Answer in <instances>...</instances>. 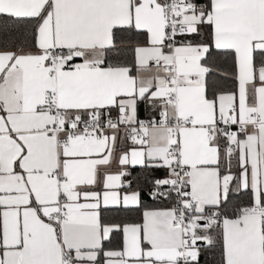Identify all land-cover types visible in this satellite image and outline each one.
<instances>
[{"label": "snow or ice", "instance_id": "1", "mask_svg": "<svg viewBox=\"0 0 264 264\" xmlns=\"http://www.w3.org/2000/svg\"><path fill=\"white\" fill-rule=\"evenodd\" d=\"M0 264H264V0H0Z\"/></svg>", "mask_w": 264, "mask_h": 264}]
</instances>
